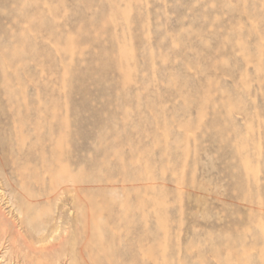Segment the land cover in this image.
Here are the masks:
<instances>
[{
	"label": "rangeland",
	"instance_id": "1",
	"mask_svg": "<svg viewBox=\"0 0 264 264\" xmlns=\"http://www.w3.org/2000/svg\"><path fill=\"white\" fill-rule=\"evenodd\" d=\"M0 209V264H264V0H0Z\"/></svg>",
	"mask_w": 264,
	"mask_h": 264
},
{
	"label": "bare ground",
	"instance_id": "2",
	"mask_svg": "<svg viewBox=\"0 0 264 264\" xmlns=\"http://www.w3.org/2000/svg\"><path fill=\"white\" fill-rule=\"evenodd\" d=\"M72 176V175H71ZM73 178V177H72ZM66 180V179H65ZM64 181V180H63ZM65 183V182H64ZM78 184V183H77ZM61 190V189H60ZM63 190V189H62ZM67 190V189H66ZM66 190H65V192H66ZM75 190V189H74ZM64 192V193H65ZM69 192V190H67V193ZM72 192V191H71ZM70 193V192H69ZM73 193V192H72ZM80 193V192H79ZM57 194H59V193H57ZM72 195V194H71ZM76 195V194H75ZM59 196V195H58ZM80 197V196H79ZM60 198H61V196H60ZM70 198V197H69ZM59 199V198H58ZM57 201V200H56ZM75 203L74 204H76V206H78L77 205V202H76V200L74 201ZM15 204V203H14ZM73 204V205H74ZM61 205V204H60ZM72 205V204H71ZM72 207V206H71ZM17 209V208H16ZM15 209V210H16ZM62 209H64V207L62 208ZM1 210V209H0ZM67 210V209H66ZM70 210H68L67 211V213L69 212ZM11 212V211H10ZM9 212V213H10ZM63 212V211H62ZM60 213V212H59ZM64 213V212H63ZM66 213V216L68 215L69 216V214H67ZM65 216V217H66ZM67 216V217H68ZM6 216H4L2 213H0V235H2V233H3V230H4V228H5V225H6V222H7V219L5 218ZM59 217V216H58ZM57 217V218H58ZM75 217V216H74ZM55 218V217H54ZM63 219V217H62V214H61V217H60V219H57V221L59 220V222H60V220H62ZM66 219V218H65ZM56 221V222H57ZM62 222V221H61ZM66 222V221H65ZM65 222H64V225H65ZM54 223V222H53ZM67 223V222H66ZM58 224V223H57ZM68 224V223H67ZM62 225H63V222H62ZM83 225V224H82ZM7 226V225H6ZM56 226V225H55ZM69 226V225H68ZM52 227H54V226H52ZM70 227V226H69ZM83 227V226H82ZM81 227V228H82ZM118 228V227H117ZM59 229H60V227L57 225L56 227H55V230L53 231V235H56L57 233H59L60 232V234L62 233L61 231H59ZM7 230H8V228H7ZM46 230V229H45ZM61 230V229H60ZM71 230V229H70ZM120 230V229H119ZM51 231V232H52ZM144 231V230H143ZM10 232V231H9ZM65 232H66V230H65ZM87 232H88V230H87ZM119 232V231H118ZM121 232V231H120ZM119 232V233H120ZM125 232H126V230H125ZM45 233V232H44ZM127 233V232H126ZM71 234V233H70ZM4 235V234H3ZM6 235V234H5ZM4 235V236H5ZM11 235V234H10ZM42 235H43V233H42ZM66 235V234H65ZM79 235V234H78ZM88 235V234H87ZM120 235V234H119ZM125 235V234H124ZM7 236H8V234H7ZM92 236V235H91ZM113 236V235H112ZM6 237V236H5ZM5 237H4V239H5ZM14 237V236H13ZM49 237V236H48ZM57 237V236H56ZM56 237H54V236H52V238H50L52 241H56ZM70 237V236H69ZM69 237H68V239H66L64 242H66L67 240H69ZM93 237V236H92ZM122 237H124V236H122ZM7 238V237H6ZM77 238V237H76ZM60 239V238H59ZM92 240H94L93 238H91ZM121 239V238H120ZM3 239H1L0 238V241H2ZM11 240H13V239H11ZM45 240V239H44ZM51 240H49L48 239V243H47V245L50 243L51 245H52V241ZM129 240V239H128ZM57 241H58V238H57ZM72 241L73 240H70V242L72 243ZM130 241V240H129ZM42 242V241H41ZM68 243H69V241H67ZM95 242V241H94ZM94 242H92V244L94 243ZM1 243V242H0ZM6 243V242H5ZM4 243V241H2V244H5ZM55 243V242H54ZM68 243H66V245L68 244ZM83 243H84V241H83ZM140 243V242H139ZM2 244H0V245H2ZM96 244V243H95ZM55 245V244H54ZM63 245H64V243H63ZM69 245V244H68ZM73 245V244H72ZM71 245V246H72ZM98 245V244H97ZM128 245V244H127ZM141 245V244H140ZM75 246V245H74ZM136 246V245H135ZM3 247V246H2ZM6 247H8V246H6ZM43 247V246H42ZM42 247H41V249H42ZM44 247H45V245H44ZM51 247V246H50ZM60 247H61V245H60ZM66 247V246H65ZM144 247V246H143ZM39 248V247H38ZM55 247L53 246V247H51V249H50V251L51 250H53ZM67 248H69L68 246H67ZM71 248V247H70ZM97 248H99V247H97ZM107 248V247H106ZM15 249V248H14ZM23 249V248H22ZM21 248L20 249H16L15 251L16 252H21V255H23V262H22V264L24 263V264H67L68 262H64V260L66 259V255L67 254H65L66 252L64 251V250H60V251H58L57 253H56V255L54 256V257H50L49 256V258H47V257H43L44 259H33V257L31 258L29 255H27V253L25 252V250H22ZM31 249V248H30ZM72 249V248H71ZM85 249V248H84ZM84 249H82V250H84ZM124 249V248H123ZM7 250V249H6ZM35 250V249H34ZM55 250V249H54ZM68 250H70V249H68ZM73 250V249H72ZM72 250L70 251V252H72ZM81 249H79V251H80ZM97 250V249H96ZM7 251H9V250H7ZM6 251V252H7ZM11 251V250H10ZM9 251V252H10ZM39 251H40V249H39ZM49 251V248L47 249V250H45V252H48ZM78 251V252H79ZM42 252V251H41ZM68 252V251H67ZM75 252V251H74ZM113 252V251H112ZM146 252V251H145ZM49 253V252H48ZM69 253V252H68ZM73 253V252H72ZM71 253V255L73 256L74 255V253L72 254ZM82 253V252H81ZM134 253V252H133ZM14 254V253H13ZM115 254V253H114ZM136 254H138V253H136ZM16 255V254H15ZM18 255H20V254H18ZM43 255V254H42ZM48 255V254H47ZM122 255H124V254H122ZM46 256V255H45ZM134 256V255H133ZM71 257V256H70ZM94 257V256H93ZM128 257V256H127ZM138 257V256H137ZM72 258V257H71ZM88 258V257H87ZM81 259V258H80ZM79 259V260H80ZM103 259V258H102ZM69 260V259H68ZM74 260V259H73ZM77 260V259H76ZM100 260V259H99ZM98 260V261H99ZM140 260V259H139ZM69 261H72V260H69ZM75 261V260H74ZM88 261V260H87ZM96 262H97V259H96ZM101 262V261H100ZM117 262H118V260H117ZM80 263V262H79ZM84 263H86V262H84ZM103 263V262H102ZM70 264H72V263H70ZM89 264H90V262H89ZM104 264V263H103ZM106 264V263H105Z\"/></svg>",
	"mask_w": 264,
	"mask_h": 264
}]
</instances>
